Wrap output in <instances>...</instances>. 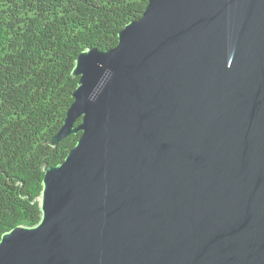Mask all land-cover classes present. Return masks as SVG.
<instances>
[{
	"label": "water",
	"instance_id": "water-1",
	"mask_svg": "<svg viewBox=\"0 0 264 264\" xmlns=\"http://www.w3.org/2000/svg\"><path fill=\"white\" fill-rule=\"evenodd\" d=\"M72 77L48 145L80 137L0 264H264V0H148Z\"/></svg>",
	"mask_w": 264,
	"mask_h": 264
},
{
	"label": "trees",
	"instance_id": "trees-1",
	"mask_svg": "<svg viewBox=\"0 0 264 264\" xmlns=\"http://www.w3.org/2000/svg\"><path fill=\"white\" fill-rule=\"evenodd\" d=\"M147 3L0 0V238L40 221L42 169L60 164L80 137L48 145L73 103L76 57L114 48Z\"/></svg>",
	"mask_w": 264,
	"mask_h": 264
}]
</instances>
